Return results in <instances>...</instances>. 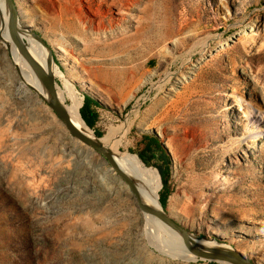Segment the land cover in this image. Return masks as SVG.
Instances as JSON below:
<instances>
[{
	"label": "rangeland",
	"instance_id": "obj_1",
	"mask_svg": "<svg viewBox=\"0 0 264 264\" xmlns=\"http://www.w3.org/2000/svg\"><path fill=\"white\" fill-rule=\"evenodd\" d=\"M13 2L62 71L58 88L81 108L84 96L98 104L94 136L128 120L120 153L143 165L142 155L159 178L168 169L164 212L264 264V0H122L101 9L112 48L101 57L85 51L74 22L52 23V8L74 16L75 0ZM10 59L0 46V264H217L171 260L158 252L164 238L151 242L158 249L144 240L125 185L18 91Z\"/></svg>",
	"mask_w": 264,
	"mask_h": 264
},
{
	"label": "bare ground",
	"instance_id": "obj_2",
	"mask_svg": "<svg viewBox=\"0 0 264 264\" xmlns=\"http://www.w3.org/2000/svg\"><path fill=\"white\" fill-rule=\"evenodd\" d=\"M81 1L86 4L85 11L88 17H92L93 20H89L81 11L82 7L79 5ZM108 0H75L74 16L72 12H68L64 8L55 9V17L52 19L54 26L68 23L67 27H70L74 22V36H77L85 44V51L95 54L98 57L103 56L106 52L111 55L112 48L108 45V40H102V36L105 35L106 28L104 26V18L106 14L101 12V9L105 7V12L113 8L120 9L122 7V0H111L112 3L107 4ZM5 0H0V46L6 50L11 56L10 62L15 67L16 74L19 76L20 85H18V91H21L22 95H25L30 103H35L37 97H45V94L28 63L21 57L17 48L15 47L13 40L11 39L9 27L11 19L7 13V7L5 6ZM77 11V12H75ZM109 29L113 31L115 23L112 20V16L107 22ZM30 28L31 25L26 26ZM19 28H25L19 22ZM181 32V28L177 25V29L173 31V35H178ZM34 33V32H33ZM22 40L26 46L27 52L33 58V60L40 66H47V50L35 41L31 36L27 34H21ZM204 46L208 44V41L201 42ZM106 47V48H105ZM6 58V56H5ZM104 62H96V65H102ZM56 79L64 80L62 71L57 68L56 64L53 67ZM59 100L64 106V109L72 121L73 125L81 132L94 138V134L91 129L84 123L80 116L81 103L74 96L70 87L65 84L64 90L57 87ZM67 99L69 103L67 102ZM130 123L126 120L124 123L118 126H110L107 129L106 134L103 137L97 138L99 142L107 147L114 154L116 163L135 183L138 189L142 202L144 205L160 210L162 206L159 201L160 196V178L157 171L145 168L135 156L120 153L118 146L129 132ZM81 145V144H80ZM99 165L107 168L110 176L113 180H118L114 174V170L107 166L103 161H99ZM119 183V182H118ZM164 211V209H162ZM140 228L139 234L143 239L153 245L156 242L157 237L165 239L164 247L160 248L158 252L171 260H183L192 261L194 257L185 249L181 242V238L170 228L164 225L158 218L148 214H140ZM152 242V243H151ZM206 246H215V243H206ZM158 249L155 245H153ZM225 248H230L227 245H223ZM226 264V263H217Z\"/></svg>",
	"mask_w": 264,
	"mask_h": 264
},
{
	"label": "water",
	"instance_id": "obj_3",
	"mask_svg": "<svg viewBox=\"0 0 264 264\" xmlns=\"http://www.w3.org/2000/svg\"><path fill=\"white\" fill-rule=\"evenodd\" d=\"M7 13L11 19L9 32L11 39L19 54L34 72L44 94L41 97H37L48 109L53 112L55 117L61 122L67 133L75 139L78 144L84 146L88 151H91L98 155L110 168L113 169L114 174L118 178L119 182L124 184L128 192L131 194L135 203L136 210L140 214H148L158 218L164 225L174 231L180 238L185 249L194 257V259L203 260L210 263H226V264H253L243 254L230 248H225L221 243L214 241H207L203 236H194L186 229L178 225L173 219H171L162 209H152L143 204L140 193L136 188L132 179L118 166L114 158V154L107 147L102 145L97 137L94 138L81 132L77 129L70 118L68 117L63 104L59 100L57 91V82L53 67L55 62L50 50L46 44L33 32L22 28H19V19L17 11L14 6L13 0H5ZM21 34H27L43 46L47 52V66H40L27 52L26 46L22 40ZM206 243H215V246H206Z\"/></svg>",
	"mask_w": 264,
	"mask_h": 264
},
{
	"label": "trees",
	"instance_id": "obj_4",
	"mask_svg": "<svg viewBox=\"0 0 264 264\" xmlns=\"http://www.w3.org/2000/svg\"><path fill=\"white\" fill-rule=\"evenodd\" d=\"M84 100H83V106L82 108L80 109V116L82 118V120L84 121V123L90 128L92 129L95 125V122H96V119H97V114L96 113H91L89 112L92 108V106H95L97 107L98 104L94 101H92L91 98H89L88 96H84L83 97ZM95 135L97 137H99L96 133ZM149 142H150V150H152V148L155 149H158L160 150L161 149V144L158 143L157 140H153L152 139H149ZM161 158L168 162V159L166 158V155L161 151ZM139 160L143 163V165H145L146 167L150 166V162L149 161H146L145 158L142 157V155H139L138 156ZM153 158V157H152ZM168 165V163H166ZM158 172H159V175H160V179H161V184H162V191L160 192V198H159V201H160V204L162 206L163 209H165L166 207V202H167V199L168 197L170 196V192L168 190V182H167V177H168V169L165 168L166 170V173L161 169V168H157Z\"/></svg>",
	"mask_w": 264,
	"mask_h": 264
}]
</instances>
